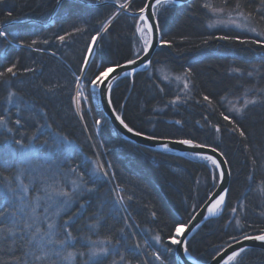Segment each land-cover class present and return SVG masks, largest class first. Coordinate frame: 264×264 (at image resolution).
Returning a JSON list of instances; mask_svg holds the SVG:
<instances>
[{"label": "trees", "instance_id": "obj_1", "mask_svg": "<svg viewBox=\"0 0 264 264\" xmlns=\"http://www.w3.org/2000/svg\"><path fill=\"white\" fill-rule=\"evenodd\" d=\"M145 2L132 0L128 11L118 15L102 32L82 74L83 86H88L105 68L135 58L131 44L137 18L134 14ZM122 3L123 0H60L59 4L57 0H0V30L7 34V39L0 37V120L4 121L0 124V221L10 226L16 219L22 225L30 211L27 207L20 211V202L9 185L17 177L20 164L15 143L18 139L23 145L32 142L39 146L50 144V135L75 143L77 149L68 154L65 162L83 177L84 187L91 189L90 194L81 196L83 207L76 204L57 219L54 232L58 235L52 237V243L29 245L27 239L13 243L10 238L0 241V264H61L58 241H65L64 246L76 254L82 249L79 256L88 249V241L100 238L116 243L114 256L122 255L130 264H143V259L152 264L155 252L164 264H176L174 247L166 244L171 251L164 254L167 249L160 251L155 237L164 243L169 240L177 224L185 225L217 185L216 169L205 160L164 153L124 139L104 117L99 103H91L88 111L82 107L83 121L77 117L73 107L76 77L81 75L91 37L100 32L115 13L116 5ZM213 12L249 17L256 32L211 25ZM262 14V0H191L166 5L157 15L161 40L171 46L159 45L152 63L118 80L110 94L114 110L134 130L160 139H189L214 147L224 156L231 176L222 212L209 219L187 243L189 254L200 263H208L233 243L230 236L239 235L231 219L233 208L254 229H264ZM60 36H64L63 41ZM219 36L230 39H217ZM33 40L37 43L32 44ZM9 67L14 74L7 72ZM188 70L192 75L185 77ZM161 71L171 77H185L186 95H180L178 86L161 83ZM205 95L212 100L211 105L203 99ZM242 98L257 102L248 105L240 116H229L225 103ZM166 99L168 106L163 113L153 107L155 101ZM175 102L180 104L169 105ZM221 113L232 118L245 136L224 121ZM94 119L101 121L97 135L91 122ZM216 127L221 131L217 132ZM96 153L108 171L111 185L120 190L124 199L122 212L108 181L91 173L89 162ZM50 158L54 161L55 155ZM64 166L62 163L61 168ZM210 177V190L198 198L201 192L195 188L196 179L208 182ZM13 212L17 213L15 217ZM32 224L34 227L35 222ZM254 229L247 231L255 234ZM33 232L28 229L24 235ZM68 232L72 233L71 240L67 239ZM135 243L140 245V253ZM41 246L48 256L37 261L35 256L43 255L38 250ZM103 258L95 264L110 263ZM74 264H78V257ZM239 264H264V250L246 251Z\"/></svg>", "mask_w": 264, "mask_h": 264}, {"label": "rangeland", "instance_id": "obj_2", "mask_svg": "<svg viewBox=\"0 0 264 264\" xmlns=\"http://www.w3.org/2000/svg\"><path fill=\"white\" fill-rule=\"evenodd\" d=\"M131 1L132 0H123V3L130 4ZM123 12H125V10L121 12L118 10V8L116 9L115 13L101 28L97 41L99 40V37L102 34V32L111 24V22L114 21V19L118 15L122 14ZM134 15H137V18L134 24L135 36L132 38L131 44H132V49H133V56L135 57L134 59H136L143 53V47H144L143 40L148 39V36L146 34V30H145V35L143 39L141 35L137 33L136 25H137L138 18H139V11L136 12ZM52 22L53 20H50L49 23H52ZM210 22H211L210 23L211 25H225L228 27L238 29L239 31H246L250 34H254V32L250 31L252 27L249 21L243 20L241 15L220 14V13L213 12ZM140 23L142 24V22ZM237 24H239L240 27H237L236 26ZM160 41H161V37H160ZM91 43H92V40L90 44ZM159 45H161V43H159ZM94 51H95V48H94ZM87 54H88V51H87ZM87 54H86V58H87ZM110 67H113V66H110ZM84 72L83 71L81 72V75H80L81 79L79 83L77 82L74 97H73L74 111L79 119L80 118L82 119V107H85V109L88 111L89 109H91V103L95 105L99 103L97 88H93L91 84L92 80L90 81L88 86L86 87L83 86L82 74ZM158 78H160V81L163 84L164 83L173 84V87H177V86L180 87V90H181L180 95H186L185 91L187 89V83H186L185 77L183 76L171 77L166 73V71H161ZM78 92L80 93V95L78 97V102H77ZM245 101L247 100L243 98L227 101L225 103L226 105L225 107L227 109L226 111L228 115L229 116H240L246 110L244 109ZM176 104H180V102H175L174 104H169V105L173 107ZM166 106H168L167 99L164 101H157V102L155 101V104L153 105V107H155L156 110H158L160 113H163L162 111L164 110L166 111V108H165ZM237 108L244 109V111L241 114L237 115L235 112V109ZM96 121L97 120L94 119L91 122H92L94 133H96L97 135L100 124L97 125ZM48 137L50 138V142H51L50 144L43 143V145L36 146L32 142H28L27 145H25V148H21L20 145H18L17 151L19 152V156H20L18 157L20 160V164H19V168L17 172V177H15L13 182L9 183V185L11 186L10 189L13 191L12 193H14L17 200H19L17 202H20V205H22V203L26 204L27 208H30L29 214L27 215V217H25V219L29 220V222L31 223L35 222V226L30 230L34 231L35 228L37 227L40 229V233L36 235L35 237L37 243L43 242V241L52 243L53 242L52 237H50L47 234L49 233V229L47 227L48 223L51 222V223L56 224L57 219L62 214L67 213L73 206H75L76 204H78V206L79 205L81 206L83 204L81 202V196L82 195L85 196L86 194L88 195L91 192L89 191L88 187H84V183L82 182L81 177L78 174H76V172L73 171V169L69 167L68 164L65 162L68 158V154L71 153V151H73L74 149H77L76 144L70 141H66L64 139H60L58 136L53 137V136L47 135V138ZM46 144H49V146H45ZM52 151H53V154L55 155V159H56V160L54 159L55 162L52 161V159L50 158L53 155ZM62 163L66 165L63 168H61ZM89 163L91 166V173L98 175L99 178H105L106 181L108 182L110 181L109 176H108V171L105 165H103L101 157H99L97 153H96L95 159L90 160ZM55 167L59 169L56 170ZM53 168L55 171H53ZM26 173H28L29 175L28 177L26 176L27 178L24 176V174ZM211 180H212L211 177L208 179V182L207 181L204 182L202 178L196 179L195 188L199 189L201 192L198 198L200 197L203 198V196H205L206 193L210 190L209 186L211 185V182H212ZM74 181L76 182L75 184L73 183ZM31 187H32L31 189L32 192H31V197H29L28 192H30L29 189ZM110 187H111L110 189L112 191L114 201L116 202L118 208L120 209L121 212L124 211L125 210L124 199L120 194V190L114 188L112 185H110ZM24 188H27L28 190L26 197L24 196V192H23ZM45 189L47 190L48 193L52 194L51 199H49L48 195H46L44 191ZM59 190L68 192L70 194L69 197L56 196L54 193ZM196 194H194V196ZM37 197H39V199H37ZM65 200L68 201L66 206H64L61 203L62 201H65ZM40 204L43 205L42 210L41 209L39 210ZM57 211H59V215L55 214ZM185 225H182V226H185ZM53 231H55V229ZM174 234H175V230L173 232V235ZM143 239L145 241V244H148V240L146 239L144 235H143ZM155 243L160 251L162 250L165 251V249H167L165 247L166 244L173 246L174 251H175L176 244H171L169 240L165 241V243L164 242H155ZM57 244L59 248L58 254L61 258L59 262L61 264H74V261L77 259V257H78V264H95L97 263L98 259L103 258V257H104L103 258L104 260L106 258L107 261H110V263L108 264H130V261H127L126 259H124L122 255H118V258L114 256V253L117 252V247H118L117 244L111 241L109 243V241H106L104 238L91 239L90 241H88V244H89L88 249L86 250L85 253H83L85 251L84 249V251L81 252L83 254L82 255L79 254V256H78V253L79 251L82 250L81 249L82 247L80 248L81 250H77L78 253L76 254L74 251L71 250V248L64 246V243L59 244V241H58ZM101 247L108 250L107 251V255H109L108 257L107 255H99L96 257L90 256V253L94 248L99 250V248ZM135 247L138 253H140L141 252L140 245H137V243H135ZM168 252L169 251L167 249V251H165L164 254L165 253L167 254ZM69 253L73 254L71 258H67ZM154 254L159 255L156 252L153 253L152 264H160V261H157L155 259ZM142 262L143 264H148L144 259Z\"/></svg>", "mask_w": 264, "mask_h": 264}, {"label": "snow or ice", "instance_id": "obj_3", "mask_svg": "<svg viewBox=\"0 0 264 264\" xmlns=\"http://www.w3.org/2000/svg\"><path fill=\"white\" fill-rule=\"evenodd\" d=\"M262 2H264V0H262ZM57 3L59 4L60 0H57ZM174 3H175V0H155L154 4H145L143 7H141L139 9V18H138V22L136 25V31H137V33H139L141 35V37L143 39V37L145 35V30H146V34L149 37L148 39L143 40V43H144L143 52H144L145 56L149 55V50H150V47L152 45V40L150 38L153 36L154 33L159 34L161 31L159 23H158L157 13L159 12V10L161 8H165L166 5H170V4H174ZM130 6L131 5L129 3L119 4V7L121 9H124L125 11H128V8ZM203 7L210 8L211 6L208 4H204ZM238 7H239V5H238ZM146 9H151V14L148 15L147 17L145 16V10ZM9 15H11V13H9ZM133 18L135 19V17H133ZM242 19L247 21L249 19V17L242 16ZM261 19H264V14L261 15ZM149 21H153V23L149 24ZM140 22H142V24ZM236 26L240 27L239 24H237ZM76 31H81V29L77 28ZM250 31L256 32V29L251 28ZM98 36H99V33H97L96 36L91 37L92 44H90L89 48H88L89 55H92L94 52L93 45L97 41ZM0 37L7 39V34L4 30H0ZM59 39L61 41H63L64 36H60ZM217 39L228 40L230 38L228 36H219V37H217ZM252 42L256 43V41H252ZM36 43H37L36 40L32 41V44H36ZM160 43L162 45H165V46H169V47L171 46L170 43L168 41H165V40H161ZM241 43H243V41H241ZM262 46H264V45H262ZM84 63L86 66L88 63L87 58L85 59ZM135 63H136V60H134V59L127 61V64H129V65H133ZM151 63H152L151 60H147L143 63V67L147 68ZM116 67H120V66L117 65ZM116 67H107L103 71L99 72V74H97L95 76V78L92 79V81H91L93 88L98 89L101 87V85H105V81L107 80L108 74L115 72ZM81 71H83V69H81ZM234 71H235V69H234ZM7 72L13 73V68L9 67L7 69ZM0 75H3V73H0ZM184 75H185V77H190L192 75V73L190 70H188L184 73ZM249 75H251V73H249ZM80 79L81 78L79 76L76 77V80L78 83H79ZM113 79H115V77H113ZM106 89H107L106 94L109 96L108 105H109V107H111L112 102L110 99V93L112 90V83L110 80H108V82L106 84ZM79 95H80V93L78 92L77 102H78ZM203 99L209 105L212 104V100L207 95H205L203 97ZM256 102L257 101L255 99L245 101L244 109H246L249 104H255ZM244 109L237 108V109H235V112L237 115H239L244 111ZM113 114L115 115V112H113ZM220 115L224 121H226L228 124H231L233 126V129H235L236 131H239L240 135L242 137L245 136V133L237 127L236 123L234 122V120L232 118H230L228 115H225L224 113H221ZM115 118L127 130V132L131 133L132 135L143 136L144 139H154V137H152V136H144V134L141 133L140 131L134 130L127 123H125V121L121 118V116L116 115ZM3 123H4V121L0 120V124H3ZM17 123H19V121H17ZM100 123H101L100 120L96 121L97 125H99ZM177 123H180V122L177 121ZM216 131L220 132L221 131L220 127H216ZM15 143L17 145H20L21 148H25V145L22 144L21 140L18 139L15 141ZM175 143L182 144V145H188L189 147H194V148L204 147V145H201V144H194L189 139L177 140V141H175ZM211 151L216 152L218 156L220 155V153L214 147L211 149ZM197 158L202 159V160L211 161L212 165H214L217 169H219L221 167V164H218L217 160L213 159L211 156L199 155ZM73 171H75V169H73ZM223 176H224V173L221 172L220 178L223 179ZM82 179H83V177H81V180ZM73 183L75 184L76 182L74 181ZM27 191H28L27 188L23 189L25 197L27 196ZM44 191H45L46 195H48V198L51 199L52 194L48 193L46 189ZM74 191H75V189H74ZM89 191H91V189H89ZM225 192H226V190H225ZM261 193L264 194V189L261 190ZM54 194L56 196H59V197H69V195H70L68 192H65L63 190L56 191ZM37 199H39V197H37ZM224 201H225V194H216L214 197H210L209 200L206 202L207 203V215L204 216V219L207 220L209 217H213V216L218 215L219 211L221 210V208L224 204ZM61 203L64 206H66L68 201L65 200V201H62ZM26 207H27V205L22 203L20 211L21 212L25 211ZM81 207H83V205H81ZM241 207H243V206H241ZM232 213L234 215L231 217V219L235 220V231L237 233H239V235H232V236H230V239L235 244H238L241 246L239 248H235V247H233V245L230 244L229 247L232 248V252H231V254H229L227 256V259L223 260V264H239L238 258H241L242 254H244L246 251H248V249L245 246H243V241H259L261 243H264V229H259V230L254 229V226L251 222L243 219V217L236 215V213H237L236 208L232 209ZM55 214L59 215V211H57ZM16 215H17L16 212L12 213V217H15ZM21 220H23V217H21ZM0 223L4 224L3 227H0V241H4V240L10 238V239H12L13 243H16L17 240H25V239H27V243L29 245H34L37 243L35 237H36V235H38L40 233V229L38 227L35 228L34 232L30 233L28 236L24 235L25 233H27L28 229L33 228V224L31 222H29V220H23L22 225L16 219L11 220L10 226L3 221H0ZM64 223L67 224V221H65ZM47 227L49 229V233H47V234L50 237H54V236L58 235V233L53 231L56 228V224L50 222V223H48ZM61 227H63V226H61ZM247 229H254L255 234L248 232ZM184 230H185V226L177 224V226L175 227V234L171 235L169 237V242L171 244H181V246L184 249L185 255H187L188 249L186 246V242L179 239V237L184 232ZM64 231H67V229L64 228ZM241 236H242V240L240 238ZM67 239L68 240L72 239V233L71 232L67 233ZM155 240L157 242H160V237L156 236ZM59 243L63 244V243H65V241L62 240V241H59ZM109 243H110V241H109ZM38 250L40 252H42L43 255H36L35 259L37 261H44L45 257L48 256V253L44 250L43 246H41ZM107 251L108 250L103 248V247L99 248V250L94 248L91 251L90 256L96 257L99 255H107ZM168 251H171V249H168ZM72 255H73L72 253H69L67 258H71ZM155 259L157 261H160V264H164V261L161 260L160 255H155ZM53 264H54V262H53Z\"/></svg>", "mask_w": 264, "mask_h": 264}, {"label": "water", "instance_id": "obj_4", "mask_svg": "<svg viewBox=\"0 0 264 264\" xmlns=\"http://www.w3.org/2000/svg\"><path fill=\"white\" fill-rule=\"evenodd\" d=\"M190 1L191 0H175L174 4L181 5L184 3H188ZM154 3H155V0H147L145 4H154ZM116 6L119 11L121 12L124 11V9H121L119 5H116ZM150 14H151V9H146L145 16L147 17ZM152 23L153 21H149V24H152ZM150 39L152 40V45L150 47L148 56H145L143 52L139 57L134 59L136 60V63L133 65H129L127 64V62H125L119 65L120 67L114 66L116 67V71L108 74L107 80L105 81V85H101V87L97 89L98 101H99L101 111L103 112L104 116L109 121V123L122 135V137H124L128 141H131L133 143H136L138 145H141V146H144L150 149H155L161 152H165V153H169V154H173V155H177L181 157L197 158L199 155H204V156H211L213 159L217 160V163L221 164V167L219 169L216 168L218 172V183L216 185L215 190L212 192L209 198L214 197L216 194H225L226 196V193L228 191L229 181H230V173H229L225 158L218 150L217 151L220 153L219 156L217 155L216 152L211 151L213 147H210V146L194 148V147H189L188 145L177 144L175 143V141L177 140L160 139V138H155V137L154 139H144L143 136H134L131 133L127 132V130L120 124V122L116 120L115 116L119 114L114 110L113 106L109 107L108 105L109 96L106 94L107 93L106 84L108 80L111 81L112 87H113L116 81L122 78H125V77H131L135 73L145 69V67H143V63L147 60H151L152 55L154 54L155 50L159 46L160 33L159 34L154 33ZM91 57L92 55H90L89 57L87 56L88 63ZM86 66L84 65L83 72ZM113 77H115V79H113ZM113 112H115V115L113 114ZM192 142L194 144H199L194 141ZM221 172L224 173L223 179L220 178ZM209 198L207 199V201L209 200ZM206 202L193 214V216L190 218L188 223L185 225L184 232L179 237V239L186 242V245H187L189 238L192 236L194 231L199 226H201L208 219L218 216L222 212L223 206L221 210L219 211L218 215L209 217L207 220H205L204 216L207 215V203ZM229 245L224 247L207 264H223V260L227 259V256L231 254L232 252V248H230ZM231 245H233V247L235 248H239L241 246V245L235 244L234 242L231 243ZM243 246H245L247 249L257 248V249L264 250V243H261L259 241H243ZM174 257H175L176 264H201L197 262L189 253L185 255L184 249L181 246V244H176L175 251H174Z\"/></svg>", "mask_w": 264, "mask_h": 264}, {"label": "bare ground", "instance_id": "obj_5", "mask_svg": "<svg viewBox=\"0 0 264 264\" xmlns=\"http://www.w3.org/2000/svg\"><path fill=\"white\" fill-rule=\"evenodd\" d=\"M146 1H147V0H146ZM145 3H146V2H145ZM184 4H185V3H184ZM175 5H178V4H175ZM148 38H149V37H148ZM97 39H98V37H97ZM96 43H97V41H96L95 44L93 45V48H95ZM91 44H92V43H91ZM92 55H93V54H92ZM87 56H88V57L90 56V55H89V52H88ZM152 56H153V55H152ZM91 58H92V57H91ZM151 59H152V57H151ZM113 67H114V66H113ZM117 82H118V81H116V82L114 83V85H115ZM102 113H103V112H102ZM103 115H104V114H103ZM104 117H105V116H104ZM105 118H106V117H105ZM122 119H123V118H122ZM80 120H82V119L80 118ZM82 121H83V120H82ZM108 122H109V121H108ZM125 123H126V122H125ZM112 127H113V126H112ZM113 128H114V127H113ZM114 129H115V128H114ZM115 131H117V130L115 129ZM117 132H118V131H117ZM144 135H145V134H144ZM121 136H122V135H121ZM146 136H148V135H146ZM123 138H124V137H123ZM124 139H125V138H124ZM172 140H173V139H172ZM127 141H128V140H127ZM129 142H131V141H129ZM132 143H133V142H132ZM134 144H136V143H134ZM137 145H138V144H137ZM154 150H155V149H154ZM157 151H158V150H157ZM218 151H219V150H218ZM219 152H220V151H219ZM164 153H165V152H164ZM223 157H224V156H223ZM187 158H188V157H187ZM194 158H195V157H194ZM205 161H207V160H205ZM207 162L210 163V164L212 165V163H211L210 161H207ZM213 166H214V165H213ZM227 166H228V164H227ZM214 167H215V166H214ZM215 169H216V167H215ZM228 170H229V173H230L229 166H228ZM216 172H217V169H216ZM230 176H231V175H230ZM217 177H218V172H217ZM108 183L111 185V182H110V181H109ZM217 183H218V182H217ZM229 184H230V181H229ZM228 187H229V185H228ZM226 194H227V193H226ZM225 197H226V196H225ZM208 198H209V197H208ZM208 198H207V199H208ZM207 199H206V201H207ZM206 201H205V202H206ZM205 202H204V203H205ZM224 202H225V201H224ZM223 206H224V204H223ZM220 214H221V213H220ZM220 214H219V215H220ZM219 215H218V216H219ZM216 217H217V216H216ZM213 218H214V217H213ZM208 220H209V219H208ZM208 220H207V221H208ZM207 221H205L201 226H199V227L194 231V233H195L200 227H202ZM194 233H193V234H194ZM193 234H192V236H193ZM192 236H191V237H192ZM191 237H190V238H191ZM190 238H189V239H190ZM188 241H189V240H188ZM187 243H188V242H187ZM186 246H187V245H186ZM251 249H257V248H250V249H248V250H251ZM260 250H262V249H260ZM188 253H189V252H188ZM242 255H243V254H242ZM210 261H211V260H210ZM210 261H209V262H210ZM197 262H198V261H197ZM209 262H208V263H209ZM199 263H200V262H199ZM201 264H207V263H201Z\"/></svg>", "mask_w": 264, "mask_h": 264}]
</instances>
